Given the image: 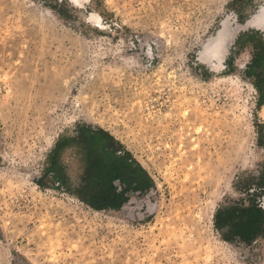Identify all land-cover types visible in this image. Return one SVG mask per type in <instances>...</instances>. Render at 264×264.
<instances>
[{"label":"rangeland","instance_id":"374dc122","mask_svg":"<svg viewBox=\"0 0 264 264\" xmlns=\"http://www.w3.org/2000/svg\"><path fill=\"white\" fill-rule=\"evenodd\" d=\"M232 2L0 0V264H264V239L214 226L224 205L264 206L245 41H264V0ZM78 124L111 131L156 189L97 212L40 187Z\"/></svg>","mask_w":264,"mask_h":264},{"label":"trees","instance_id":"16d2710c","mask_svg":"<svg viewBox=\"0 0 264 264\" xmlns=\"http://www.w3.org/2000/svg\"><path fill=\"white\" fill-rule=\"evenodd\" d=\"M238 1L233 0L231 7ZM257 34L245 35V41L254 42L247 76L253 78L262 105L264 41ZM47 182L51 188L99 212H119L132 195H147L157 187L135 155L111 131L91 124H78L71 133L57 139L37 184L46 187ZM256 196L252 195L247 205H224L217 210L214 226L223 241L250 244L264 239V207Z\"/></svg>","mask_w":264,"mask_h":264},{"label":"bare ground","instance_id":"6f19581e","mask_svg":"<svg viewBox=\"0 0 264 264\" xmlns=\"http://www.w3.org/2000/svg\"><path fill=\"white\" fill-rule=\"evenodd\" d=\"M70 2H72L74 5H76V6H79V3H80V0H69ZM253 20H250L249 22H248V25H253ZM221 49V48H220ZM220 51V50H219ZM221 51H223V50H221ZM220 54H221V52H219ZM217 55V56H215V58H214V60H216V61H219L220 63H224V60H225V57H226V54H222V55Z\"/></svg>","mask_w":264,"mask_h":264},{"label":"crops","instance_id":"0c3cea01","mask_svg":"<svg viewBox=\"0 0 264 264\" xmlns=\"http://www.w3.org/2000/svg\"><path fill=\"white\" fill-rule=\"evenodd\" d=\"M112 133V132H111ZM113 134V133H112ZM114 135V134H113ZM135 158H136V156H135ZM137 159V158H136ZM138 160V159H137ZM138 162L142 165V167L145 169V170H147V168L141 163V161H139L138 160ZM147 172H148V174L150 175V177L154 180V182L156 183V181H155V179L153 178V176L150 174V172L147 170ZM118 183V182H117ZM153 190H151L150 192H152ZM66 195H68V194H66ZM134 195H139V193H137V194H134ZM68 196H70V195H68ZM70 197H72V196H70ZM73 199H75V200H77V201H79L77 198H75V197H72ZM80 202V201H79ZM80 203H82V202H80ZM129 203V202H128ZM127 203V204H128ZM83 204V203H82ZM127 204H125V205H127ZM83 205H85V204H83ZM262 205V204H261ZM86 206V205H85ZM263 206V205H262ZM86 207H88V208H90L89 206H86ZM264 207V206H263ZM124 208V207H123ZM90 209H92V208H90ZM93 210V209H92ZM93 211H95V210H93ZM97 212H99V211H97ZM100 212H103V211H100ZM111 212H115V211H112L111 210Z\"/></svg>","mask_w":264,"mask_h":264}]
</instances>
